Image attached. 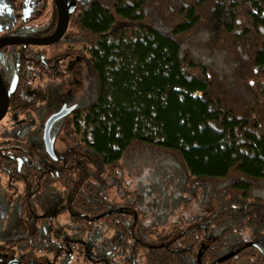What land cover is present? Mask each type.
Masks as SVG:
<instances>
[{
    "label": "trees",
    "instance_id": "16d2710c",
    "mask_svg": "<svg viewBox=\"0 0 264 264\" xmlns=\"http://www.w3.org/2000/svg\"><path fill=\"white\" fill-rule=\"evenodd\" d=\"M74 10L85 93L61 157L17 169L21 147L0 149L22 184L1 243L38 264H264V0ZM196 191L207 218L183 213Z\"/></svg>",
    "mask_w": 264,
    "mask_h": 264
},
{
    "label": "flooded vegetation",
    "instance_id": "af4514ba",
    "mask_svg": "<svg viewBox=\"0 0 264 264\" xmlns=\"http://www.w3.org/2000/svg\"><path fill=\"white\" fill-rule=\"evenodd\" d=\"M68 22L82 0H63ZM58 21L55 0H0V92L6 94L5 112L0 118V149L18 146L16 168L23 160H55L62 155V124L77 118V101L85 93L81 77L79 45L64 42V34L50 43H36L50 36ZM33 41V42H32ZM29 105H24V104ZM1 103V101H0ZM35 103V104H32ZM66 109H68L66 111ZM59 111L48 130L53 156L47 151L44 131L48 119ZM66 118L65 120H63ZM6 120V121H4ZM65 122V123H63ZM58 136H53L54 128ZM60 144L61 147H57ZM0 172V239L14 227L15 209L21 190L2 197V187H22L17 179ZM0 264H38L30 251L5 248L0 240ZM41 264V263H40Z\"/></svg>",
    "mask_w": 264,
    "mask_h": 264
},
{
    "label": "rangeland",
    "instance_id": "374dc122",
    "mask_svg": "<svg viewBox=\"0 0 264 264\" xmlns=\"http://www.w3.org/2000/svg\"><path fill=\"white\" fill-rule=\"evenodd\" d=\"M77 49H82L85 50L86 47H82V46H78L75 47ZM6 121V120H4ZM3 125H1L0 127H2ZM57 147H61L60 144H57ZM144 175V173H141L140 177H142ZM142 183V181H141ZM19 190H21V187H14V189H12V187H2L1 188V192L2 197H7V195H9L12 191H16L17 193L19 192ZM204 200V201H203ZM213 204H214V199H211L209 201V205H208V200L207 198L203 199L201 197H199V192H193L189 194V199L187 200V202H184L183 204V213L185 216H192V215H196V216H202L205 217L204 215H208L209 211L207 210V207L213 208ZM207 218V217H205ZM252 242L254 243H258L262 248H264V237L262 235H253V239ZM76 264V263H73Z\"/></svg>",
    "mask_w": 264,
    "mask_h": 264
},
{
    "label": "water",
    "instance_id": "95a60500",
    "mask_svg": "<svg viewBox=\"0 0 264 264\" xmlns=\"http://www.w3.org/2000/svg\"><path fill=\"white\" fill-rule=\"evenodd\" d=\"M55 3L57 6V9H58V21H57V26H56L54 32L50 36L43 38L39 41H34V42H36V43L53 42V41L57 40L63 34V32L66 30L67 23H68V10H67L63 0H55ZM0 101H1V103H0V118H1L2 115L4 114L5 108H6V94L4 93L3 89L0 92ZM67 110L68 109H66V111ZM63 112L64 111H59V112L55 113L53 116H51L48 119V121L46 123V128L44 131V136L46 139V148H47V151L52 156H53V151L51 148V143L48 140V130H49V127H50V124L52 123V121L54 119H56L57 117H59L60 115H62Z\"/></svg>",
    "mask_w": 264,
    "mask_h": 264
}]
</instances>
